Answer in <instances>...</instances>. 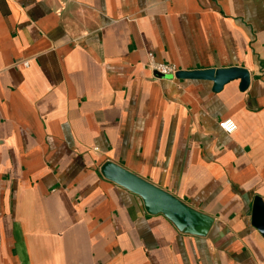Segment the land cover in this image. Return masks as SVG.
<instances>
[{
    "label": "crops",
    "instance_id": "1",
    "mask_svg": "<svg viewBox=\"0 0 264 264\" xmlns=\"http://www.w3.org/2000/svg\"><path fill=\"white\" fill-rule=\"evenodd\" d=\"M148 51L250 82L162 76ZM106 160L199 217L149 212ZM257 195L264 0H0V264H264Z\"/></svg>",
    "mask_w": 264,
    "mask_h": 264
},
{
    "label": "water",
    "instance_id": "2",
    "mask_svg": "<svg viewBox=\"0 0 264 264\" xmlns=\"http://www.w3.org/2000/svg\"><path fill=\"white\" fill-rule=\"evenodd\" d=\"M176 76L213 79L216 90L221 89L227 81L234 78H240L241 89H245L250 82L248 70L238 66L191 71L179 70ZM101 172L105 177L141 195L149 212L162 211L180 228H189L199 217L200 213L197 210L184 203L176 195L115 161L106 160L101 165ZM251 217L252 224L264 236V201L259 195L254 199Z\"/></svg>",
    "mask_w": 264,
    "mask_h": 264
},
{
    "label": "built area",
    "instance_id": "3",
    "mask_svg": "<svg viewBox=\"0 0 264 264\" xmlns=\"http://www.w3.org/2000/svg\"><path fill=\"white\" fill-rule=\"evenodd\" d=\"M23 64L28 65V61L25 60ZM147 66L151 71L162 76H176V73L180 70L175 63L157 60L152 51H148ZM220 126L227 132H233L237 128V123L232 118H225L220 121Z\"/></svg>",
    "mask_w": 264,
    "mask_h": 264
}]
</instances>
